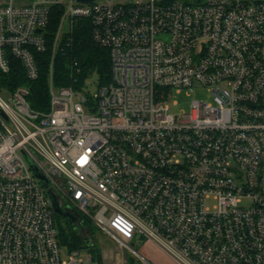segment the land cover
<instances>
[{
  "label": "built area",
  "instance_id": "built-area-1",
  "mask_svg": "<svg viewBox=\"0 0 264 264\" xmlns=\"http://www.w3.org/2000/svg\"><path fill=\"white\" fill-rule=\"evenodd\" d=\"M54 6L50 109L0 92V264L98 263L62 258L49 187L116 242L115 264H154L142 240L177 264H264V0H0V70L12 56L39 78ZM85 18L112 61L93 94L53 78ZM196 85L213 101L173 112Z\"/></svg>",
  "mask_w": 264,
  "mask_h": 264
},
{
  "label": "trees",
  "instance_id": "trees-1",
  "mask_svg": "<svg viewBox=\"0 0 264 264\" xmlns=\"http://www.w3.org/2000/svg\"><path fill=\"white\" fill-rule=\"evenodd\" d=\"M61 7L54 6L51 10L50 23L45 29L47 48L44 52H38L36 59L40 68V76L37 80H30L24 70L22 62L10 56V70L3 72L0 70V92L14 91L20 86L29 89L28 101L35 111L45 112L50 109L49 72L53 51V42L60 20ZM92 24L89 19H81L73 29L70 43L61 44V49L57 50L53 65V78L56 86L73 85L81 88L86 84V79L91 74H99V84L109 82L112 72V61L110 49L100 46L92 39ZM69 38V37H67ZM67 38L65 39L67 41ZM78 61L80 72L77 73L72 66L73 61ZM77 77L74 82L73 78ZM58 237L60 245L67 246L70 250L78 248H88L92 252L94 259L102 262L100 249L91 244L86 237H83L79 230L81 227H95L89 219L84 220L82 226L72 225L68 219L63 223L60 216L55 214ZM130 264H135L132 260L136 257L129 252ZM132 262V263H131Z\"/></svg>",
  "mask_w": 264,
  "mask_h": 264
},
{
  "label": "rangeland",
  "instance_id": "rangeland-1",
  "mask_svg": "<svg viewBox=\"0 0 264 264\" xmlns=\"http://www.w3.org/2000/svg\"><path fill=\"white\" fill-rule=\"evenodd\" d=\"M99 74L94 72L86 79V89L92 94L97 91L99 84ZM192 98L213 101V94L206 88L200 85H196L194 89L188 93L182 92L181 94H176L175 97L171 100L170 106L171 110L176 114L181 113L183 110H188L190 108V101ZM176 101V103L174 102ZM66 217L60 216L59 220L61 222L66 221ZM83 237H86L87 240L91 244H95L102 254V262L97 264H115L119 261V256H116V252L118 250L116 242L108 236L104 234L101 230L95 227H81L79 230ZM135 249L146 259L150 260L154 264H177L173 259H171L165 252H163L160 248L156 247L154 244L147 242L146 240H142L139 243H136L134 246ZM70 249L67 246H61V256L64 259H69ZM125 259L124 264H130V255L129 251H124ZM88 255H92V252L88 248H82L80 250V257L87 258ZM136 260H132L135 264H144L141 258L135 256ZM121 261V260H120ZM123 262V260H122ZM131 262V263H132ZM80 264H93L89 261L81 262Z\"/></svg>",
  "mask_w": 264,
  "mask_h": 264
},
{
  "label": "water",
  "instance_id": "water-1",
  "mask_svg": "<svg viewBox=\"0 0 264 264\" xmlns=\"http://www.w3.org/2000/svg\"><path fill=\"white\" fill-rule=\"evenodd\" d=\"M85 1H91V0H85ZM33 168L37 175L41 177L47 186H49L50 182L45 177V175L37 168V166L32 162ZM48 193L52 199L53 202V208L57 215L66 217L72 225H78L80 223L81 216L75 212V210L70 209L68 207H62L56 194L52 191V189L48 188Z\"/></svg>",
  "mask_w": 264,
  "mask_h": 264
}]
</instances>
